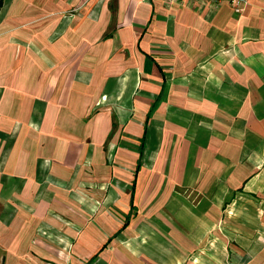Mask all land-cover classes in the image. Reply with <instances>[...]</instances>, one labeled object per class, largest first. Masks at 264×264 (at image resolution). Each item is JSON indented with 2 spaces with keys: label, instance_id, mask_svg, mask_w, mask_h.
<instances>
[{
  "label": "crops",
  "instance_id": "1",
  "mask_svg": "<svg viewBox=\"0 0 264 264\" xmlns=\"http://www.w3.org/2000/svg\"><path fill=\"white\" fill-rule=\"evenodd\" d=\"M0 0V264H264V0Z\"/></svg>",
  "mask_w": 264,
  "mask_h": 264
},
{
  "label": "built area",
  "instance_id": "2",
  "mask_svg": "<svg viewBox=\"0 0 264 264\" xmlns=\"http://www.w3.org/2000/svg\"><path fill=\"white\" fill-rule=\"evenodd\" d=\"M210 3H227L232 12L236 15H241L247 5L246 0H206Z\"/></svg>",
  "mask_w": 264,
  "mask_h": 264
}]
</instances>
